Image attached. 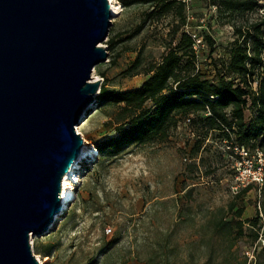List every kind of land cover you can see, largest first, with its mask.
<instances>
[{
    "label": "rangeland",
    "instance_id": "374dc122",
    "mask_svg": "<svg viewBox=\"0 0 264 264\" xmlns=\"http://www.w3.org/2000/svg\"><path fill=\"white\" fill-rule=\"evenodd\" d=\"M185 1L183 30L202 42L197 65L212 79L215 69L225 72L237 30L252 31L264 19V1L255 0L258 8L245 12L228 11L221 0ZM143 11L122 7L112 19L102 44L108 61L92 73L101 87L137 89L148 78L145 73L128 75L137 56L144 61L142 72L161 62L178 20L170 14L130 37L144 21ZM206 36L213 40L214 52ZM111 40L116 47L109 45ZM99 96L100 90L76 126H83L78 134L95 148L96 156L79 161L76 198L55 228L31 239L37 259L48 256L45 264H264V145L242 149L234 134L227 138L208 131L198 120L191 127H173L165 141L98 157L96 145L118 136L120 111L102 104ZM246 118L250 120L249 111ZM249 185L252 189L236 198ZM231 202L237 205L232 212ZM240 208L245 210L242 220L259 216L255 229L236 225Z\"/></svg>",
    "mask_w": 264,
    "mask_h": 264
},
{
    "label": "water",
    "instance_id": "95a60500",
    "mask_svg": "<svg viewBox=\"0 0 264 264\" xmlns=\"http://www.w3.org/2000/svg\"><path fill=\"white\" fill-rule=\"evenodd\" d=\"M115 17L109 0H0V264H40L31 238L64 211Z\"/></svg>",
    "mask_w": 264,
    "mask_h": 264
},
{
    "label": "trees",
    "instance_id": "16d2710c",
    "mask_svg": "<svg viewBox=\"0 0 264 264\" xmlns=\"http://www.w3.org/2000/svg\"><path fill=\"white\" fill-rule=\"evenodd\" d=\"M118 1L123 11L145 8L144 21L130 37L141 33L146 24L170 14H174L178 24L171 30L170 41L159 64L142 72L144 61L138 55L127 69L130 76L147 74L148 78L139 88L119 91L101 87L98 101L117 106L120 111L116 126L118 136L96 145L98 157H116L129 147L165 141L173 127L179 128L182 124L191 127L198 120L208 131H220L227 138L234 134L239 147L264 145V19L254 25L252 31L237 30L239 38L231 48L225 72L215 69L214 78L209 79L198 68L195 38L183 30L187 25L185 0ZM211 1L216 4L218 0ZM221 1L228 11L258 8L255 0ZM205 39L212 48L213 40L209 36ZM109 45L114 48L117 43L113 45L111 40ZM253 84H257L256 90ZM246 111L250 112V120L246 118ZM187 119L191 120L188 125ZM251 189L249 185L238 192L236 198ZM236 206V202H231L229 211H234ZM244 211V208L236 211V225L242 228L249 224L255 229L259 216L242 220ZM258 237L257 233L256 239Z\"/></svg>",
    "mask_w": 264,
    "mask_h": 264
},
{
    "label": "bare ground",
    "instance_id": "6f19581e",
    "mask_svg": "<svg viewBox=\"0 0 264 264\" xmlns=\"http://www.w3.org/2000/svg\"><path fill=\"white\" fill-rule=\"evenodd\" d=\"M110 4H111V11H112V15L113 16H119L121 14L122 11V6L121 4L116 1V0H110ZM83 126L79 127L77 129V131L80 133V129ZM82 157H90V156H96V152H95V148L91 145H89L87 142L84 143L82 149ZM79 161H77L73 168L65 175L64 179H63V187H64V192H63V199L61 201V206L63 207V209L65 210L68 206V204L70 203V201L72 200V196H74V190L72 185L75 183L79 182V177H78V170H80V166H79ZM62 215H59L56 219L59 220L61 219ZM53 228H55V225L53 226ZM32 239V238H31ZM49 261L48 256H45L43 258L39 257V262L41 264H45Z\"/></svg>",
    "mask_w": 264,
    "mask_h": 264
},
{
    "label": "built area",
    "instance_id": "2783aa9c",
    "mask_svg": "<svg viewBox=\"0 0 264 264\" xmlns=\"http://www.w3.org/2000/svg\"><path fill=\"white\" fill-rule=\"evenodd\" d=\"M264 1V0H263ZM198 42L195 44V46H194V48H195V50L197 51L198 50V46L199 45H201V43L202 42H199V40H197ZM190 122H191V120L190 119H187L186 120V124L188 125V124H190ZM242 149H244L243 147H241ZM85 158H87V157H85ZM81 160V159H80ZM257 181H261L262 180V178H257L256 179ZM75 184H73L72 185V187L74 186ZM73 190H74V187H73ZM63 192H64V188H63ZM63 192H62V197H63ZM75 198H76V192H75V190H74V196H72V200L70 201V203L68 204V207L71 205V203H73L74 202V200H75ZM63 199V198H62ZM112 232V230H109V233H111Z\"/></svg>",
    "mask_w": 264,
    "mask_h": 264
}]
</instances>
